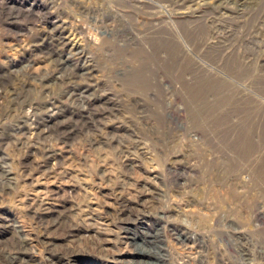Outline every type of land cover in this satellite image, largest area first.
<instances>
[{"label": "rangeland", "instance_id": "obj_1", "mask_svg": "<svg viewBox=\"0 0 264 264\" xmlns=\"http://www.w3.org/2000/svg\"><path fill=\"white\" fill-rule=\"evenodd\" d=\"M0 135V264H264V0H0Z\"/></svg>", "mask_w": 264, "mask_h": 264}, {"label": "bare ground", "instance_id": "obj_2", "mask_svg": "<svg viewBox=\"0 0 264 264\" xmlns=\"http://www.w3.org/2000/svg\"><path fill=\"white\" fill-rule=\"evenodd\" d=\"M250 5H251V4H250ZM90 116H91V115H90ZM94 123H95V122H94ZM93 126H94V125H93ZM20 128H21V127H20ZM1 139H2V138H1V135H0V142H1ZM0 171H1V175H0V177H1V179H2V180H0V181H2V182L4 181V183H7V184H8V185H7V184L2 185V186H6V185L9 186V185H10V182H9V178L7 177V176H8V173H7L8 170L5 171V170H3V169L0 168ZM2 182H0V184H1ZM0 186H1V185H0ZM2 186H1V187H2ZM147 237H148V236H147ZM148 238H150V239H147V240H146L147 242H150V243L152 242L151 244H156V243H157V242H156V239H155V237H154L153 235L150 234ZM158 241H159V240H158ZM144 242H145V241H144ZM155 242H156V243H155ZM137 252H138V251H137ZM144 254L147 255V256H148L149 254H150V255H152V254L155 255L154 253H151V251H147V252L145 251ZM157 255H158V254H157ZM157 255H156V257H157ZM159 256H160V255H159ZM149 257H150V256H149ZM14 260H15V259H14Z\"/></svg>", "mask_w": 264, "mask_h": 264}]
</instances>
